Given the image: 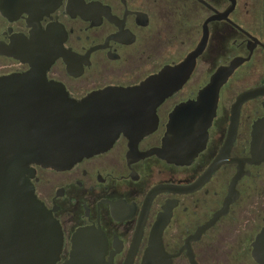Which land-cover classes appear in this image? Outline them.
Returning <instances> with one entry per match:
<instances>
[{
	"label": "flooded vegetation",
	"instance_id": "1",
	"mask_svg": "<svg viewBox=\"0 0 264 264\" xmlns=\"http://www.w3.org/2000/svg\"><path fill=\"white\" fill-rule=\"evenodd\" d=\"M195 52L192 74L157 107L156 127L137 153L122 133L70 169L35 166V192L64 234L56 264L70 261L83 228L84 247L97 253L89 264H142L159 220L173 264H192L187 240L199 231L190 243L198 264L234 233L244 264H260L253 249L264 228V0H0V77L36 72L75 99L140 85ZM239 58L206 148L184 165L147 155L162 146L176 106ZM250 91L259 92L242 104L229 144L233 106Z\"/></svg>",
	"mask_w": 264,
	"mask_h": 264
},
{
	"label": "water",
	"instance_id": "2",
	"mask_svg": "<svg viewBox=\"0 0 264 264\" xmlns=\"http://www.w3.org/2000/svg\"><path fill=\"white\" fill-rule=\"evenodd\" d=\"M242 61L239 58L221 67L196 99L177 105L162 146L147 155L157 154L181 165L191 163L206 148L221 87ZM195 64L196 52L140 85L107 87L82 99L71 97L36 72L0 77V264H56L61 257L62 226L35 192V166L70 169L84 158L111 148L122 133L130 140L132 154L137 153L140 140L156 127L157 107L181 89ZM256 92L241 94L234 104L229 144L235 138L242 104ZM160 189H155L151 197ZM233 199L231 194L226 208ZM164 227L159 220L142 264H173L174 255L164 244ZM85 233L83 228L75 235V248L67 264L96 261L97 253L84 247L88 245L83 241ZM200 233L187 240L192 264L198 263L190 243ZM253 257L264 264V228L254 242Z\"/></svg>",
	"mask_w": 264,
	"mask_h": 264
},
{
	"label": "rangeland",
	"instance_id": "3",
	"mask_svg": "<svg viewBox=\"0 0 264 264\" xmlns=\"http://www.w3.org/2000/svg\"><path fill=\"white\" fill-rule=\"evenodd\" d=\"M203 77H199L198 75L195 77L193 82H197L199 80H202ZM261 210V208H260ZM244 229L248 227L247 225L242 226ZM249 228H246L245 232ZM240 233H238L239 235ZM240 236V235H239ZM237 237V233H234V235H230V239L226 240L225 239V244H228L226 247L220 250L212 251L211 254H208L209 258H207V264H244L245 260L244 258H241L240 255L241 253L237 252V248L235 247L236 243L231 240V238ZM234 247V248H233ZM249 261V259L247 260Z\"/></svg>",
	"mask_w": 264,
	"mask_h": 264
}]
</instances>
